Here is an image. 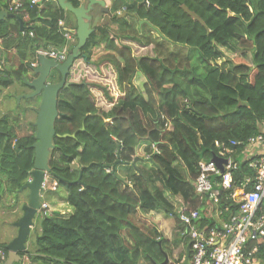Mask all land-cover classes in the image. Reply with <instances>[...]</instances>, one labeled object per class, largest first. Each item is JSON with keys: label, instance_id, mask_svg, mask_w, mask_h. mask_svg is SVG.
<instances>
[{"label": "trees", "instance_id": "obj_1", "mask_svg": "<svg viewBox=\"0 0 264 264\" xmlns=\"http://www.w3.org/2000/svg\"><path fill=\"white\" fill-rule=\"evenodd\" d=\"M67 1L82 6V0ZM10 4L0 0V12H10ZM110 10V21L96 27L82 48V63L69 75L71 85L59 95L49 165L73 212L42 216L16 264H181L183 255L172 257L179 244L189 245L186 236L170 241L142 219L160 212L176 218L182 230L168 192L199 211V226L213 227L215 217L197 202L204 198L191 182L199 163L233 141L241 143L233 149L243 153V144L262 133L264 0H115ZM66 14L72 15L57 1L35 6L25 0L18 12L23 31L18 20L14 29L12 20L0 21V66L3 48L22 50L17 69L0 70V94L16 81L24 85L32 52L67 44L59 28ZM133 44L152 46L153 56L135 57ZM222 49L233 55L251 49L252 64L227 58ZM138 74L146 77L142 91L135 84ZM60 81L59 75L48 83ZM94 92L102 95L97 103ZM36 131L35 123L0 118V208L7 196L19 199L28 192L21 190L35 167ZM141 147L144 159L138 156ZM142 161L151 168H140ZM250 175L245 162L234 179ZM256 246L253 264H264V238L246 249ZM7 247L0 244L8 256Z\"/></svg>", "mask_w": 264, "mask_h": 264}, {"label": "built area", "instance_id": "obj_2", "mask_svg": "<svg viewBox=\"0 0 264 264\" xmlns=\"http://www.w3.org/2000/svg\"><path fill=\"white\" fill-rule=\"evenodd\" d=\"M24 1L14 0L10 4V11L19 12ZM44 1L46 0H31V3L40 6ZM63 25V21H60V31L68 43L74 34L70 29L64 30ZM30 35L33 36V33ZM41 53L61 64L70 54L67 44L62 48L51 47ZM31 66L36 68L37 63H32ZM230 145L232 147L219 148L215 155L227 162L223 164L224 172L222 173L213 160L201 161L194 183L196 194L204 198L201 200H205L215 212L216 224L213 227L199 226V211L191 210L185 203L176 211L183 227L181 234L186 236L191 248L189 264H253V255L258 252V246L248 252L246 245L250 241H262L264 238V154H260L256 159L254 157L257 155L249 158V168L254 172V176H246L238 184L234 179V172L239 164L233 159V147L241 143L233 141ZM243 145L244 151L248 148L264 149V135L251 137ZM58 186L55 181L51 189L56 191ZM43 187L48 190L49 183L45 182ZM40 214H52L47 203L42 202ZM7 260L5 250L0 249V264H6Z\"/></svg>", "mask_w": 264, "mask_h": 264}, {"label": "water", "instance_id": "obj_3", "mask_svg": "<svg viewBox=\"0 0 264 264\" xmlns=\"http://www.w3.org/2000/svg\"><path fill=\"white\" fill-rule=\"evenodd\" d=\"M57 2L64 11L74 14L76 17L77 30H73L72 33L77 35L78 44L72 50L67 60L62 64L41 55L39 57V68L32 70L36 78L32 81L24 79L26 85L29 88L34 89V91L30 94L18 97L19 101L22 98L33 99L35 97L41 96V103L38 111V118L35 123L37 128V142L34 145L35 167L31 173L32 181L26 183L21 190L29 191L28 202L22 208L24 215L14 225L18 228V235L8 245L9 256L6 264H16L20 262L21 257L19 253L27 249L26 244L28 242L29 236L31 231L36 226L35 220L41 209L42 193L45 191L43 185L45 182H48V179L51 177L57 179L52 173L51 167L49 165V159L51 151L55 148L54 138L57 136L55 123L60 116V112L58 110L59 95L63 89L68 88L71 85V82L68 81L70 72L74 67V64L81 58L82 48L86 46L89 38L94 33V29L91 28L90 24L92 20L91 11L95 6H100L103 13H111L110 7L107 6L106 0H87L88 4L82 5L79 8H75L67 0H57ZM183 8L187 14L204 25L203 20L199 16L191 12L186 6H183ZM125 15L126 14L121 17H124ZM14 17L19 20L21 30H23L24 21L19 16L15 14H8L5 11L0 12V21ZM145 23L148 24L147 21L140 22L141 25ZM152 28L157 30L155 27ZM157 31L160 33L159 30ZM54 70L61 74V81L59 83L50 84L48 82ZM72 137H75V135ZM212 160L218 164L223 173V164H226L227 162L215 156L212 158ZM190 257L191 248L188 246L185 264H189ZM168 261L169 259L167 258L166 263H168Z\"/></svg>", "mask_w": 264, "mask_h": 264}, {"label": "crops", "instance_id": "obj_4", "mask_svg": "<svg viewBox=\"0 0 264 264\" xmlns=\"http://www.w3.org/2000/svg\"><path fill=\"white\" fill-rule=\"evenodd\" d=\"M13 1L14 0H10V3H12ZM54 1H57V0H54ZM106 2L108 4L107 6L111 8V6H112V0H106ZM87 4H88L87 0H82V5H87ZM8 10L10 11V5H9V9ZM5 12H7L8 14H15V15L19 16L18 15V12H12V11H10L11 13L8 12V11H5ZM91 16H92V20H91L90 24H92L91 25V28L94 29V32H95L96 27H98L101 23L105 24V23H108L110 21L109 20V17H108V16H110V14H108V16H107V14L103 13L101 11V7L100 6H97V7L95 6L93 8V10L91 11ZM7 20H9V21L12 20V22L10 24L12 25V27L14 29V27H15L14 26V23L18 19L16 17H14V18H7L6 21ZM60 21H63V23H64V25H63V29L64 30H68V29H70L72 31L73 30L74 31L77 30V19L74 16V14H72L71 16H68L66 14V19H63V20H60ZM60 21H59V28H61ZM20 28H21V25H20ZM31 37H33V36H31ZM77 44H78V37H77V35H73V38L71 40H69L68 43H67V46L69 47V52L70 53L72 52L71 50H73ZM11 45H12V47H10V48H7V49H4L3 48V51H4V60L2 61V64L0 66V70L5 69L7 71H12V70L17 69L18 65L20 64V61H21V55H20V53L22 52V50H19L20 51V53H19L16 50L17 48H15L13 44H11ZM1 47H3V43L0 40V49H1ZM28 49H29V47H28ZM43 50H47V49L39 48L35 53L32 52L30 54L29 59L26 61V64H28V67H29V74L27 75L28 77H24V79H27L29 81H32L33 80L30 76L32 75L33 78H34V75L35 74L33 73L32 70L33 69H36V68H39V66H40L39 65V57L41 55L43 56V54L41 53ZM227 53H229V52L227 51ZM32 63H37V67L36 68H33L31 66ZM76 63L77 64H81L82 63V60L79 59ZM74 70H76V67L71 70V73ZM81 74H82V72L77 70V75H81ZM51 76H52V74H51ZM75 78L78 79V77H76V75H74L73 79H75ZM24 86L25 87H22L21 86V83H19L18 81H16L15 84H13L9 88L5 89L4 92H3V94H1V95H5V97H7L11 102H12V100H14L16 102V104H17L16 97H20V96H23V95H27V94L32 93L31 92V88H29L26 85L25 81H24ZM22 88L23 89H26L27 91H25V90L23 91ZM13 90H18V92L15 94L14 98L12 97V100H11V94L10 93ZM20 100H19L20 102H18V104L21 105L23 98L20 99ZM28 100H30V99H28ZM40 103H41V97H39V99L37 97V99H35L33 101H30V102L24 104V106H25L24 107V111L22 112V114H20V116L15 115V113H14L13 110H12V113L9 114V111H6L0 105V118L6 116V117H8L10 119L11 116H12V114H13L12 118L15 117V118H13L14 119L13 120L14 122L16 121V122L36 123L37 118H38V111L36 109L38 107L40 108ZM34 114L36 116V120L35 121H33L31 119V118H33ZM260 134H263L264 135V125L262 127V133H260ZM260 134H258V135H260ZM255 136H257V135H255ZM143 149H144V147H141V149H140V151L138 153L139 158H142V159L146 158ZM153 149H154V151L157 150L156 147H153ZM141 150H143V156H141V154H140L141 153ZM260 154H264V149H262V148H254V149L253 148H251V149L248 148L247 150L243 151V153H238L237 151L234 150V153H233V156L234 157H233V159L236 162H238V164L240 165L241 163L249 162V160H250L249 158H251L252 156L254 157V156L257 155V157H254V159L260 157ZM139 158H137L136 160H138ZM134 165H136V162H134ZM138 166L140 168H146V169H150L151 168V165L149 163H147V162H144V161H142L141 163H139ZM184 173L189 177V173L188 172H185L184 171ZM244 178L240 182H238L236 179H235V181L238 184H240L244 180ZM50 179L48 180L49 183H50ZM195 180H191V182L193 184V187H194ZM52 183H53V181H52ZM49 185H50L49 189L47 191H45L44 193H47V192L56 193L58 191L57 190V191L54 192L51 189V184H49ZM42 197H43V194H42ZM165 197L168 200V202L174 207V211H179V208H180V206H181L182 203L187 204L182 197H177V196L175 197V196L171 195L168 192H165ZM56 200L57 201L54 204H52L47 199H44V198L42 199V201L44 203H47L50 206L51 211L54 212V213H58V214H61V215L69 216L73 212V210L71 208H68L66 206L65 197L64 198H57ZM196 200H197L198 203H201L202 204L203 210L206 209L207 212L208 213H211L212 216L215 215V212L212 211V209L209 207L208 203L205 200H201V199H199L197 197H196ZM152 214H153V216H154V214H156L154 216L155 217L154 226L156 228H158V230L161 233H164L165 231L167 233H170L171 231L172 232L174 231V229L176 228L175 222L173 220L168 219V216H166L165 214L160 213V212H150V213H148V215H152ZM161 217L163 218V220L161 219ZM177 227H178V224H177ZM177 233L178 234H177V238L176 239L182 238V236H181L182 230L179 229V227L177 228ZM164 235H165V237L167 239H169V240L171 239L166 234H164ZM170 241H172V240H170ZM188 246L189 245H186L185 243L179 244L175 248V251H174L175 254H176L177 251L180 253L179 257L183 255V259H182V263L183 264H185V261H186L185 259H186V255H187V248H188Z\"/></svg>", "mask_w": 264, "mask_h": 264}, {"label": "rangeland", "instance_id": "obj_5", "mask_svg": "<svg viewBox=\"0 0 264 264\" xmlns=\"http://www.w3.org/2000/svg\"><path fill=\"white\" fill-rule=\"evenodd\" d=\"M92 25V24H91ZM123 43H126L125 41H123ZM133 46V55L135 57H142V56H153V47L152 46H145V45H140V44H136V45H132ZM176 49H172V51L174 52ZM224 51V53L227 54V58H236V56H239L241 58H243L244 60H246L247 62H249L250 64H252V51L251 49H248L246 52L244 51H239L236 55L227 53L226 49H222ZM197 52L193 54L192 57V62L195 66L199 65V61L197 60ZM61 76V74L58 71H53L52 76L54 77V79H56L57 76ZM31 78H33V76H30ZM146 81V77L143 74H138L137 80H136V86L139 88L140 91H142V87L144 82ZM22 87H25L24 85L21 84ZM24 91H27L26 89H23ZM116 91L118 92V88H116ZM18 92V90H13L11 91V100L12 97L14 98L15 94ZM94 99L96 100V103L99 101L98 98L99 96H102L98 93L94 92ZM17 100V104L14 100H12V102L5 97V95H1L0 94V105L2 106V108H4L6 111H9V114L12 113V110L14 111L15 115L20 116V114H22V112L24 111V104L28 103V99H23L22 100V104H18V97H16ZM106 100V99H105ZM98 106L102 107V105H100V103H98ZM109 107L108 101L106 100V105H105V109ZM13 116V114H12ZM10 118V121L14 120L13 117ZM33 121L36 120V116L34 114L33 118H31ZM141 156H143V150H141ZM53 179H50V183H52ZM27 194L28 192L23 193L19 199H17L14 196H7L4 206L3 208H0V244H10L18 235V229L14 226L19 219L22 218L23 211L22 208L24 207V205L27 204ZM65 197V190L62 188H59V190L56 193H44L43 192V198L47 199L49 202H51L52 204H54L57 200V198H64ZM178 205V204H177ZM66 206L68 208H70L69 205L66 204ZM72 209V208H71ZM177 214V213H176ZM156 214H154L155 216ZM152 215H147L145 220L142 219V221L147 222V224H149L150 226L154 225V220L155 217ZM42 217V215H38L35 223L36 225L39 224L40 222V218ZM161 219L163 220V218L161 217ZM168 219L173 220L175 222L176 228L174 229V231L167 233L166 231L164 233H162L163 235L166 234L168 237H170V240H175L177 238V220L174 217H168ZM160 222V221H159ZM33 234V233H32ZM31 236V235H30ZM29 236V237H30ZM165 236V235H164ZM166 238V237H165ZM32 242V237L31 240H29L28 245ZM180 253L177 251L176 254L174 253V257H172V259L178 260ZM143 264H148L146 262H144Z\"/></svg>", "mask_w": 264, "mask_h": 264}, {"label": "clouds", "instance_id": "obj_6", "mask_svg": "<svg viewBox=\"0 0 264 264\" xmlns=\"http://www.w3.org/2000/svg\"><path fill=\"white\" fill-rule=\"evenodd\" d=\"M107 5H108V4H107ZM74 66H75V65H74ZM73 68H74V67H73ZM73 68H72V69H73ZM70 73H71V72H70ZM35 78H36V76H35ZM35 78H33V79H35ZM39 97H41V96H38V98H39ZM35 98H37V97H35ZM33 99H34V98H33ZM38 111H39V110H38ZM51 178H53V177H51ZM31 179H32V177L29 179L28 182H31V181H32ZM49 179H50V178H49ZM49 179H48V180H49ZM53 179H54V180H53V183H54L55 181L58 182V180H56L55 178H53ZM28 182H27V183H28ZM48 183H49V181H48ZM53 183H49V184H51V186H52ZM58 184H59V182H58ZM49 187H50V185H49ZM57 190H59V186H58V189H57ZM57 190H56V191H57ZM45 191H47V190H45ZM45 191H44V192H45ZM28 192H29V191H28ZM54 192H55V191H54ZM42 194H43V193H42ZM42 199H43V197H42ZM27 200H28V194H27ZM27 202H28V201H27ZM42 202H43V201H42ZM41 205H42V203H41ZM40 210H41V209H40ZM50 210H51V209H50ZM22 211H23V209H22ZM51 212H52V211H51ZM52 213H54V212H52ZM23 214H24V211H23ZM38 215H41V214H40V211H39ZM19 220H20V219H19ZM15 227H16V226H15ZM17 229H18V228H17ZM7 249H8V247H7ZM8 251H9V250H8ZM8 256H9V255H8Z\"/></svg>", "mask_w": 264, "mask_h": 264}, {"label": "flooded vegetation", "instance_id": "obj_7", "mask_svg": "<svg viewBox=\"0 0 264 264\" xmlns=\"http://www.w3.org/2000/svg\"><path fill=\"white\" fill-rule=\"evenodd\" d=\"M32 79H33V78H32ZM32 79H31V80H32ZM33 91H34V89H31V92H33Z\"/></svg>", "mask_w": 264, "mask_h": 264}]
</instances>
